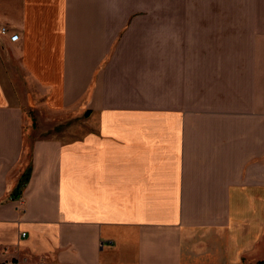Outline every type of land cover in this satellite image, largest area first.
<instances>
[{
    "label": "crops",
    "instance_id": "obj_1",
    "mask_svg": "<svg viewBox=\"0 0 264 264\" xmlns=\"http://www.w3.org/2000/svg\"><path fill=\"white\" fill-rule=\"evenodd\" d=\"M188 5L0 0L5 47L45 94L33 118L61 125L30 127L24 163L30 98L0 81V264L264 260V0Z\"/></svg>",
    "mask_w": 264,
    "mask_h": 264
},
{
    "label": "rangeland",
    "instance_id": "obj_2",
    "mask_svg": "<svg viewBox=\"0 0 264 264\" xmlns=\"http://www.w3.org/2000/svg\"><path fill=\"white\" fill-rule=\"evenodd\" d=\"M211 2L214 3L212 6H206L204 0H198V6L191 7L188 5L185 12L187 14L196 13L217 15L222 14L223 10L224 14H228L231 16L237 14V0H229V5L223 8L220 5V0H214ZM230 30L231 32L236 30V24L230 23ZM6 41L8 40H5L4 42L0 43V81L1 83L5 84V90L7 91L9 96L15 97V100H17L20 107L22 106L24 98H30L29 103H26V105L23 103L22 107L25 122L23 124L24 151L21 160H23L24 163H28L29 148L31 141L34 139V135L29 134V132H31L30 127L33 126V129H40L41 123H43V128H51L55 126L54 130H58L60 129L61 125L58 124L56 126L55 124L59 123L60 119L50 118L49 116H46L45 112H42V118L41 116L37 117V119L33 118L34 116L32 115V109L36 107H41L40 104L43 103V98H45V94L39 91L38 86L31 83L25 71L20 68V64L17 59L13 57L11 50L8 47H5ZM204 41L205 40H198V42ZM211 42L214 47L221 46L220 39H213L211 40Z\"/></svg>",
    "mask_w": 264,
    "mask_h": 264
},
{
    "label": "trees",
    "instance_id": "obj_3",
    "mask_svg": "<svg viewBox=\"0 0 264 264\" xmlns=\"http://www.w3.org/2000/svg\"><path fill=\"white\" fill-rule=\"evenodd\" d=\"M29 174H30V167H28L24 173L21 175V177L19 178V181L15 187V189L12 191V193L10 194L11 199L16 200L18 199L21 194L23 189L25 188L28 179H29ZM258 264H264V260Z\"/></svg>",
    "mask_w": 264,
    "mask_h": 264
},
{
    "label": "built area",
    "instance_id": "obj_4",
    "mask_svg": "<svg viewBox=\"0 0 264 264\" xmlns=\"http://www.w3.org/2000/svg\"><path fill=\"white\" fill-rule=\"evenodd\" d=\"M5 40L14 43L19 40V36L12 33L7 26H0V43L4 42Z\"/></svg>",
    "mask_w": 264,
    "mask_h": 264
}]
</instances>
